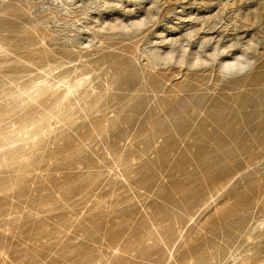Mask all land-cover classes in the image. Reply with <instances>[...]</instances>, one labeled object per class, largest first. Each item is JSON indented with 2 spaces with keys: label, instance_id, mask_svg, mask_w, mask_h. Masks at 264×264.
<instances>
[{
  "label": "rangeland",
  "instance_id": "obj_1",
  "mask_svg": "<svg viewBox=\"0 0 264 264\" xmlns=\"http://www.w3.org/2000/svg\"><path fill=\"white\" fill-rule=\"evenodd\" d=\"M0 264H264V0H0Z\"/></svg>",
  "mask_w": 264,
  "mask_h": 264
},
{
  "label": "bare ground",
  "instance_id": "obj_2",
  "mask_svg": "<svg viewBox=\"0 0 264 264\" xmlns=\"http://www.w3.org/2000/svg\"><path fill=\"white\" fill-rule=\"evenodd\" d=\"M230 69H236V65H231ZM243 69L242 66L239 67L238 71H241Z\"/></svg>",
  "mask_w": 264,
  "mask_h": 264
}]
</instances>
